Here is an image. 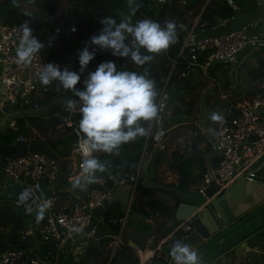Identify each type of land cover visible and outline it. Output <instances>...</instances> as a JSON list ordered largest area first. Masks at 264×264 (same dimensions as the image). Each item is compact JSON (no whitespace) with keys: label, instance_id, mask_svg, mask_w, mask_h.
I'll return each instance as SVG.
<instances>
[{"label":"built area","instance_id":"1","mask_svg":"<svg viewBox=\"0 0 264 264\" xmlns=\"http://www.w3.org/2000/svg\"><path fill=\"white\" fill-rule=\"evenodd\" d=\"M227 1L232 6L230 1ZM25 18H18L19 23L16 20L0 18V109L3 111H12L16 108L39 109L40 100L46 93L52 91L51 85L43 86L38 76V72L45 64L52 63L46 59L44 49L35 54L30 65L21 66L16 63V49L23 31L21 26L27 22L32 29V35L35 37L37 35L30 25V18ZM73 28L75 27H71V32H76V30L72 31ZM57 29L60 32L61 29ZM204 29L202 27L200 31ZM86 42L84 40L83 45L86 46ZM248 47L264 48V33L253 35L248 29L241 27L221 34L199 35L196 38L185 36L180 55L184 49L189 50L190 55L188 58L182 56L181 61L179 55L173 60V69L181 65L183 68L181 77H185L196 68L206 73L214 63L231 62ZM77 52L79 54V51ZM59 65L63 68L67 64ZM168 81L169 78H166L158 96V114L166 108L164 96ZM261 90L262 92L257 95H246L236 105H230L216 124L208 126V130L213 132L211 145L217 155L218 163L212 170V176L209 173L205 174L198 191L204 192L213 180L217 185L216 194H220L240 176L253 181L257 174L255 165L264 155V80L261 83ZM69 99L76 102L72 109H67L65 106V102ZM80 106L78 97L70 92L63 98L58 111L50 116L51 119L56 120L54 128L61 134L59 137H73L68 162L73 175H83L81 167L83 157L79 151L82 134L77 135L81 119ZM198 135L196 131L193 133L195 137ZM38 139L44 140L34 134L30 136L21 134L16 138V142L26 144L27 152L23 155L0 156V171L5 177L3 185L12 183L11 186L18 187L22 192L26 188L31 189L34 198L30 201L34 204L33 212H38V205L49 202L43 220L40 222L35 220L34 224H25V227L18 229L19 239L22 242H30V246L23 247L19 244L17 247L0 251V264H55L57 256L69 243L77 244L78 239L86 234L94 219L95 210L110 198L117 184L123 183L128 178L133 183L131 196L135 198L137 188L142 183V161H140L138 169L133 174H127L122 178L112 176L111 179L115 180L114 187L95 188L87 190L84 194L71 190L63 195L58 190L60 164L50 154L32 149ZM190 150L191 146H188V153ZM145 154H147L146 148L143 151V155ZM45 181L48 184L46 191L43 192ZM15 204L18 206V201ZM190 230L191 224L188 222L180 221L175 225L176 232L185 234ZM36 235L39 236L41 243L52 246V252L44 258L36 256L33 249H30L34 245L33 236ZM114 240L112 247L116 251L122 243L121 233L116 235ZM150 253L148 257L151 259L156 256L153 251ZM141 254L142 251L139 253V257L142 258Z\"/></svg>","mask_w":264,"mask_h":264},{"label":"crops","instance_id":"2","mask_svg":"<svg viewBox=\"0 0 264 264\" xmlns=\"http://www.w3.org/2000/svg\"><path fill=\"white\" fill-rule=\"evenodd\" d=\"M137 1L138 0H136V2ZM210 1L211 0H207V3ZM229 1L234 9V15L232 18L228 20L219 18L214 27H211L210 29L205 28L202 32L195 30V27L200 22L201 14L205 10V6L201 7L200 5H196L194 8L189 9L184 16L185 23L180 24L181 29L186 31L185 36L196 38L199 35L221 34L241 27L248 29L253 35L264 33L263 0ZM97 2L101 6L114 8L119 16H124L129 13L127 0L123 3H119L118 0H104L103 3H100V0H97ZM184 2H186V0H181L179 3L183 6ZM18 3L20 6V0H18ZM124 4H126V7L123 9L122 6ZM181 8L183 9V7ZM181 8L179 7V10H181ZM16 9L18 10L17 13L15 15L12 14L13 16L7 18L6 14L14 12ZM196 9H200L201 11L199 15L195 17L192 13L196 11ZM19 15L21 16V10L19 7L13 6V0H0V18L17 20L20 18ZM134 17L137 19L139 18L140 20L141 14L137 15L136 12ZM90 50H93V48H90ZM106 54L107 53H97L96 56L99 59ZM93 62L94 59L90 64L94 67H98V65ZM124 62H129L131 70L139 69L130 58H125ZM210 69L211 68H209L206 73H203L196 68L194 71L189 72L185 77H181L175 83L170 84L166 89V94L164 96L166 100L165 109L168 111L165 109L161 110L156 118V122L154 121L155 124L153 120L149 124L147 137L151 136V141L152 143L154 142L153 146H159V148L163 150V153L167 152L166 155H164L163 163L156 167L155 178L158 181V184L167 186L170 184H176L179 181L181 175L177 171L172 170L169 164L172 163L175 154L174 152L176 150L180 152L181 155L177 154L180 157L185 155L186 145L191 142L192 137L195 139L193 136L195 131L199 134L197 138H199L198 146L201 149V153L206 156L207 172H211L217 166V155L211 145L214 136L213 132L208 130V126L219 121L212 119L214 114L221 117L227 112L230 105H236L242 97L246 95H257L262 92L261 83L264 80V48L248 47L233 61L225 64L219 63L212 69V71H210ZM165 79V77H162L161 81H165ZM51 88L55 93V96H62V100L70 93V91L67 93L57 91L56 84H51ZM81 89H83V87ZM189 101L191 102L190 104H188ZM170 103L171 105L169 109H167V105L169 106ZM19 109L20 108H16L12 111H3L0 109V126L2 125V122H4V118L12 115L14 112L18 113ZM187 112H189L188 115ZM52 113L45 115H51ZM50 115L48 117H50ZM26 117L27 116L22 117L20 114L17 115L14 118L15 120L10 122L9 128L17 130V120ZM25 125L26 128H31L28 125V122ZM151 157H153V154L147 152V154L141 155L140 161L144 159L142 163L144 164L147 160L151 159ZM201 169L200 165H196L193 168L192 176L189 179L191 184L194 183V186L196 187H199L203 182L204 176L202 175ZM255 170L257 175L264 177V155L256 163ZM81 176L82 175L79 174H72V178H69L68 183L61 184L58 182V190L60 193L66 195L69 191L74 190L84 194L92 184H100L104 187V179H101L98 175H95L96 179L91 184L82 181L80 185L73 186V181ZM0 178L3 193L9 191L11 188L22 192L18 187L11 186L12 183H8V185L6 184L7 186L3 185L2 183L5 182L3 174H0ZM154 179L152 181L156 182ZM233 183L234 182H232L227 188ZM47 184L48 182L45 181L42 189L43 192L46 191ZM132 185L133 183L127 178L126 181L119 183L114 187L110 194V198L104 201V203L95 210L94 219L91 226L86 230V234L78 239L77 244L72 245L69 243L65 250L57 256L55 264H58L61 260L71 264H80L81 257L90 247L100 248L104 252V255L99 261L93 257L89 264L104 263L108 257V264H110V260L113 258L116 251L118 249L122 251L125 242L133 248L131 252L128 251V254L133 258L132 260L138 261V264H147L152 260L151 257H148L151 254L150 251H153L157 257L165 258V260H168L170 263L172 258L169 255L170 250L168 246L170 244L171 235L177 234L175 231L176 219L173 214L170 215L158 208L154 210L151 207H148L145 202L150 199L163 204L164 208H170L172 210L176 207L175 203H177V198L174 197L175 195H165L161 189L145 194L140 190L139 185L136 197L140 194V200L136 201L138 203H144V205L142 204L141 206H138V210H140V208H145L147 215L144 216L137 210L133 211L131 209V203L136 198H132L131 196ZM256 186L258 187V185ZM115 201L121 203L120 210L124 211L125 215L122 220L120 232L122 243L116 251H114L112 247L116 235L111 233V228L105 222L103 217L106 207ZM42 244L44 243H41L38 236L35 245L31 246L30 249L39 252L41 249L39 247ZM243 246L246 248L243 250L240 249L242 252L236 259L239 264H264V227L244 240ZM141 251L142 258L139 257ZM121 261L123 262L124 258H122Z\"/></svg>","mask_w":264,"mask_h":264},{"label":"trees","instance_id":"3","mask_svg":"<svg viewBox=\"0 0 264 264\" xmlns=\"http://www.w3.org/2000/svg\"><path fill=\"white\" fill-rule=\"evenodd\" d=\"M124 1L125 0H118L119 3H123ZM180 1L181 0H138L137 1V3L141 5L138 11H136L137 15L141 14L140 20L151 19L153 21L159 22L162 27L165 26L166 21H174L177 25L176 43L172 44L166 51L160 54L147 53L149 55H153L154 57L151 61L147 62L146 64H147V69L153 75L156 81V83H154L155 90L157 93L155 97L156 104L158 102V95L160 94L164 86V81H161L162 77L169 78L168 86H170V84L175 83L176 81H178L179 78H181V73L183 72V68L181 67V65H177L174 69L172 65H173V60H175L180 55V51L183 47V39L186 34V31H183L181 29L180 24L185 23V19H184L185 13L189 9L194 8L196 5H200L201 7L205 6V10L201 14L200 22L195 27V30L197 31H200L202 27L210 29L211 27H214L216 25L217 19L221 18L226 20L232 18V16L234 15V9L232 8V6L229 5L227 0H211L209 3H207V0H186L183 6L179 3ZM70 2L73 5V14L75 16V21L70 22V20L66 21L65 19L64 23H62L61 25L62 28H60L61 30L59 33L56 32V29L58 27L55 26V23H57L60 9L58 3L55 0H45L41 4L40 11L38 13H35L28 17L27 15L25 16L27 18H30L31 20L30 25L35 31V34H37L36 37L41 42L47 45L50 37H54V39L52 40V46L45 47L44 54L46 59L52 63L64 64L66 61H68L67 60L68 57H70L69 58L70 60L71 58H74L75 59L74 61L76 63L71 70L79 72L80 65L78 61L79 54L77 52L79 48L78 45L81 44V42L84 40L87 41L86 42L87 45L88 42L90 41V38L93 35H99L100 29L103 27L101 23L102 18L110 16L114 18L117 21V23H119L122 16H119L114 8H107L105 6H101L97 2V0H83V2L82 1L79 2V0H70ZM179 7L180 8L183 7V9L181 8V10H179ZM17 11L18 10L16 9L14 12L7 13L6 14L7 18L13 16L12 14L15 15ZM200 11H201L200 9H196V11L192 13L193 16L195 17L198 16ZM16 21L19 23V19H17ZM72 26L76 28V32H71ZM72 35L80 36L79 41L76 42L74 37H72ZM189 55H190L189 50L184 49V52H182V55H180L179 57L180 61L182 59V56L188 58ZM112 59L116 63L117 69L121 70L122 68L120 66L119 61L124 62L125 58L123 57L118 58L113 56ZM200 60L202 61V59ZM91 66H92L91 71L96 70L97 68L96 66L95 67L93 65ZM137 72L138 74L144 75L142 65H139V69L137 70ZM87 74L88 72H86V77ZM157 85L159 86L157 87ZM54 96L55 93L53 91L46 93L45 97L40 100V106L49 104ZM190 103L191 102L189 101L188 104ZM170 105L171 103L169 104V106L167 105V109H169ZM188 113L189 112H187V115ZM49 118L42 115L19 118L17 120V127H18L17 130H13L12 128H8L6 130L0 129V156L7 154H13V155L25 154L28 150L27 145L23 143H17L16 138L21 134L25 136H30L32 134L31 129L35 126L40 127L45 123H49L50 125L55 126L56 120ZM26 120L31 128H26L25 125L27 123ZM150 122L151 121L149 122L142 121L141 123L146 129H148ZM194 138L196 139L197 136L196 137L194 136ZM195 139H193L192 137L191 142L188 145H186L185 155L188 154L187 147L191 146V143L194 142ZM72 142H73V137H60L58 139L50 138L43 141L38 139L36 143H34V145L32 146V149L34 151H41L48 153L58 160L61 170L59 183L61 184L68 183L69 178L72 175L71 169L69 168L68 165L71 149H72ZM153 143L151 141V136L147 137L146 135L143 137H138L135 141L121 145L118 153L114 152L112 154H108L104 152H94V156H96L101 163H105L107 165L106 171L104 172L97 171L95 175H98L101 179H104V186L114 187L115 180L111 179V177L113 176V177L122 178L127 174L134 173L141 160V155L143 154L144 148H146L147 152L153 155L159 150H161L159 146L156 147L153 146L154 145ZM166 153L167 152L161 155V160L158 166L163 163V158L164 155H166ZM174 153L175 154L173 156V161L172 163L169 164V166L172 170L177 171L180 175L184 173L186 178L190 179L193 173L192 172L193 168L196 165L201 166L202 168L201 171L203 176H205V174L208 173L206 167V156L204 154L201 153L200 155L195 156L188 161L178 164L177 163L178 159L175 156L177 154H180V152L176 150ZM154 180L158 183L156 178ZM167 186L173 187L174 184H170ZM102 187L103 186H101L100 184H92L88 187V191ZM139 187L140 190L145 194L152 193L157 190L156 188L145 189L141 186V184ZM163 192L167 196H174V194L171 192L165 190H163ZM15 193H17L16 196H14ZM20 193L22 192H19L18 190H14L12 188L9 189V191L3 193L2 185L0 183V216L12 213L18 207H25L24 205L21 204H19L18 206L15 204V202L18 201V197ZM136 200H140V194L132 201L131 209L133 211L137 210L139 213H142V215L146 216L147 212L145 211V208H140V210H138V206H141L142 204L144 205V203L142 202L138 203ZM120 204L121 203L119 201L113 202L112 204L106 207L103 213L105 222L110 226L111 233L114 235H118L121 232L122 220L123 217L125 216L124 211L120 210ZM145 204L154 210L158 208L161 209V211H165L166 213L172 215L171 209L164 208L163 204L161 203L148 199L145 202ZM177 204L178 203H175V206H177ZM177 224L178 222L176 221L175 225ZM9 225L11 226V223H5L2 225L0 224V227L9 226ZM6 233L8 234H4L3 232L2 233L0 232V251L17 247L19 244H21L23 247L30 246V242L27 241L22 242L21 239H19V230L16 231L14 234H13V229H11L9 232ZM39 248H41L39 252L37 250H34V254L38 257L44 258L52 252L51 244H42L40 245ZM132 249L133 248L130 247L127 244V242H125L122 251H120L119 249L116 251L115 255L110 260V264H138V261L132 260L133 258L128 254V251L131 252ZM103 255L104 252L100 248L90 247L87 249L86 253L81 257L80 264H89L93 257L96 258L97 261H99ZM122 258H124L123 262L121 261ZM108 262H109V257L106 259L104 263L101 264H108ZM58 264H71V263L61 260ZM147 264H169V262L168 260H165V258L154 256L152 260Z\"/></svg>","mask_w":264,"mask_h":264},{"label":"clouds","instance_id":"4","mask_svg":"<svg viewBox=\"0 0 264 264\" xmlns=\"http://www.w3.org/2000/svg\"><path fill=\"white\" fill-rule=\"evenodd\" d=\"M127 4L129 13L122 16L119 23L110 16L101 19L103 27L99 35H93L79 52V72L69 70L67 66L61 69L57 63H47L38 72L43 86L55 83L57 91L65 93L70 91L73 96L78 97L81 105L77 135L82 134L79 151L83 157L81 165L83 175L73 181V186L80 185L82 181L91 184L96 179L97 171L107 170V165L92 155L94 152L118 153L121 145L148 134L142 121L149 122L158 116V107L155 103L157 93L153 80L146 74L118 70L114 61L100 63L96 70L88 72L83 80V89L77 87L81 82V74L88 69L98 50L111 51L112 55L118 58H130L139 66L154 58L147 53L160 54L176 43L177 25L174 21H166L163 27L151 19L139 20L133 24L132 17L141 5L136 0H127ZM13 6L19 7L18 0H13ZM24 14L31 16L29 12ZM21 27L23 31L16 49V63L28 66L35 54L46 46H52L54 37H50L46 45L32 35V29L27 22ZM92 46L95 48L90 50ZM142 49L146 54L142 55ZM75 103L69 99L65 106L72 109ZM212 119L218 121L221 117L214 114ZM31 200H34L33 192L27 188L18 197V203L24 205L29 213L33 211ZM48 207L49 202L38 205L37 222L43 220ZM169 255L174 264H201V257L197 251L180 241L171 247Z\"/></svg>","mask_w":264,"mask_h":264},{"label":"water","instance_id":"5","mask_svg":"<svg viewBox=\"0 0 264 264\" xmlns=\"http://www.w3.org/2000/svg\"><path fill=\"white\" fill-rule=\"evenodd\" d=\"M141 53L146 54L143 49ZM142 69L143 74L156 83L147 64L142 65ZM198 141L199 138H196L188 154L176 156L178 164L201 154ZM162 153L161 149L142 164L141 186L173 193L178 204L171 212L176 221L191 224L189 232L171 235L169 250L180 241L197 251L201 264H239L236 259L242 252L240 249L246 248L243 246L244 240L264 227V177L256 174L253 181H248L245 176H240L220 194H216L217 185L214 180L204 192H200L184 173L173 187L164 186L152 181L156 177V167ZM209 174L212 176V171ZM31 205L33 209L34 204ZM32 215L33 211L29 213L26 207H19L12 213L1 215L0 224L11 223L14 234L19 228L26 226L23 218ZM169 264H174L172 259Z\"/></svg>","mask_w":264,"mask_h":264},{"label":"rangeland","instance_id":"6","mask_svg":"<svg viewBox=\"0 0 264 264\" xmlns=\"http://www.w3.org/2000/svg\"><path fill=\"white\" fill-rule=\"evenodd\" d=\"M45 0H20L21 4L19 6V9L21 10V16L20 18H23V19H26L24 16V12H29L31 13V15L35 14L36 12L39 11L40 9V6L41 4L44 2ZM58 5H59V15H58V20H57V23H55V26L58 27V28H62L61 25L62 23H64V20L66 19V21L70 20V22H73L75 21V16L73 14V5L72 3L70 2V0H55ZM83 2V0H79V2ZM104 0H100V3H103ZM82 7V6H81ZM84 7V6H83ZM123 9L126 7V4H124L123 6ZM139 20V18L137 19L136 17H132V21H137ZM72 37H74L75 41H79V37L78 35H72ZM57 39V38H55ZM131 40V37L129 36L128 37V42H130ZM84 42V41H82ZM81 42V44H79V48H78V51L80 52L81 49H83L85 47V45H83V43ZM79 43V42H78ZM92 48H95V46H93ZM44 51H45V48H43ZM97 53H107L104 57H101V58H97V56H95L96 58H94V64L96 65H99L100 63L104 62V61H113L112 59V54L111 51H102V50H98ZM69 55V54H68ZM70 57H68V62H67V66L69 68V70L72 69V67L75 65V59L74 58H71V60L69 59ZM65 62V63H66ZM120 63V66H121V70H125V71H135L137 72V70H131L130 69V65H129V62H121L119 61ZM218 64L217 63H214L213 66L211 67L210 71H212L213 68H215ZM137 67H139L138 65H136ZM92 70V66L91 64H89L88 66V69L85 70L84 73L81 74V82L78 83L77 87L78 88H82L83 86V80L86 78V72H89ZM138 73V72H137ZM57 90V89H56ZM62 101V96L59 95L57 97L54 96V98L52 99V101L47 104V105H43V106H40L39 109H34V108H28V109H23V108H20L18 110V113L14 112L12 115L4 118V122H2V125L0 126V129L1 130H6L10 127V122L15 120L14 118L17 116V115H22V117H30V116H38V115H42V116H46L47 118H49L48 116L50 115H45V114H48V113H52V112H56L58 111L59 109V105H60V102ZM20 112V113H19ZM51 116V115H50ZM50 119V118H49ZM31 133L34 134V135H37L39 136L40 138L44 139V140H47V139H50V138H53V139H58L60 138L59 136L61 135L59 132H57L54 128V126L50 125L49 123H45L43 125H41L40 127H33L31 129ZM218 159V158H217ZM200 180V179H199ZM255 185H258L257 183H255ZM17 193L14 194V196H16ZM8 197V196H6ZM4 204V203H2ZM36 216H37V213L36 212H33V215L32 216H28V217H24L23 218V222L24 224L26 225H32L34 224L35 220H36ZM2 225V224H1ZM34 228H37V227H34ZM11 229H13V225L11 224V226H1L0 227V232L4 233V234H8L6 232H9ZM34 238V241H33V244L35 245V242L38 238V235L36 236H33ZM37 244V243H36Z\"/></svg>","mask_w":264,"mask_h":264},{"label":"flooded vegetation","instance_id":"7","mask_svg":"<svg viewBox=\"0 0 264 264\" xmlns=\"http://www.w3.org/2000/svg\"><path fill=\"white\" fill-rule=\"evenodd\" d=\"M197 189H198V187H197Z\"/></svg>","mask_w":264,"mask_h":264}]
</instances>
